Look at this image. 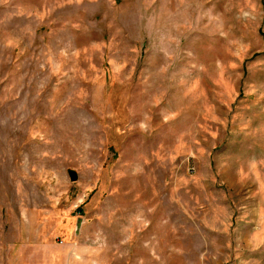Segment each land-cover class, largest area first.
Here are the masks:
<instances>
[{"label":"rangeland","instance_id":"rangeland-1","mask_svg":"<svg viewBox=\"0 0 264 264\" xmlns=\"http://www.w3.org/2000/svg\"><path fill=\"white\" fill-rule=\"evenodd\" d=\"M0 264H264V0H0Z\"/></svg>","mask_w":264,"mask_h":264},{"label":"water","instance_id":"water-1","mask_svg":"<svg viewBox=\"0 0 264 264\" xmlns=\"http://www.w3.org/2000/svg\"><path fill=\"white\" fill-rule=\"evenodd\" d=\"M69 174H70V177H71V179L73 181H76L77 180L78 176H77V173L76 172L70 171Z\"/></svg>","mask_w":264,"mask_h":264}]
</instances>
